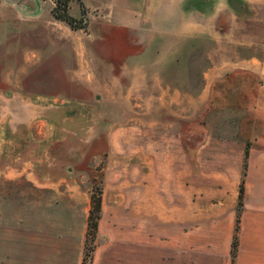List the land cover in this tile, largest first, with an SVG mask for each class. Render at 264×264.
I'll return each instance as SVG.
<instances>
[{
    "label": "crops",
    "instance_id": "obj_1",
    "mask_svg": "<svg viewBox=\"0 0 264 264\" xmlns=\"http://www.w3.org/2000/svg\"><path fill=\"white\" fill-rule=\"evenodd\" d=\"M81 1L86 8L88 26L91 7L85 0ZM233 1L116 0L117 7L107 12L113 20L126 24L136 32L137 38L143 39V52L151 49L152 26L158 24L161 39L165 40L161 47L164 57L157 66L138 65L133 69L144 72V143L140 149L135 145L128 147L126 181L121 180L122 171L114 172L117 204L110 212L104 206L108 182L107 177L104 178L101 214L89 264H135L136 217L141 211L144 236L149 245L154 238L160 245L174 247L177 260L179 255L183 258L185 250L199 252L208 248L219 264H231L230 250L241 180L243 198L234 264H264V95L255 97L253 101L257 105L250 112L246 99L240 97L239 102H244V106L223 107L222 112L233 120L225 123V127L236 135L233 138L215 137L218 132L211 121L201 123L200 120L202 109L206 106L212 109L217 101H221L217 94L224 95L225 103L235 99L222 94L221 89L229 84L242 89L250 85L249 76L262 77L263 81L258 80V84L263 91L264 58H243L224 64L211 62L203 67L179 61L187 53L184 44L188 40L202 34H215L218 12L233 10ZM235 1L264 14V0ZM92 9L94 14L103 15L97 8ZM80 15L81 11L78 16H73ZM193 72H197L196 75ZM157 103L159 125L152 121ZM164 114L168 116L166 120L162 118ZM201 133L207 135L203 140ZM3 158L0 156L1 168L8 165ZM116 166L120 167L119 164ZM4 179H12L15 183L30 179L33 207L32 224H29V216L13 204L15 200L23 202V191L20 193L15 188L2 196L0 264H82L91 188L87 186L80 190L78 185L66 181L65 224L62 229L60 226L51 228L56 233L68 235V252L65 257L52 255L49 260L45 249L39 257V242L45 240L48 243L50 239L40 236L35 207L40 203L41 192L54 198L60 192L59 188L45 184L35 176H4L0 172V182ZM3 199L9 201L5 204ZM22 227H26L27 234L19 232ZM20 238L28 242L26 252L18 248ZM8 242L15 245L16 257L13 246H6ZM56 253L61 255V251Z\"/></svg>",
    "mask_w": 264,
    "mask_h": 264
},
{
    "label": "rangeland",
    "instance_id": "obj_2",
    "mask_svg": "<svg viewBox=\"0 0 264 264\" xmlns=\"http://www.w3.org/2000/svg\"><path fill=\"white\" fill-rule=\"evenodd\" d=\"M232 3L233 10L218 12L214 35L202 34L184 44L187 53L178 58L180 62L203 67L211 62L264 58L263 12L239 1ZM85 4L91 8L89 24L82 29L56 19L51 13L53 0H0V156L8 164L0 167V172L4 176H35L59 188L54 198L41 192L35 207L40 236L50 239L47 244L39 242V257L45 249L49 260L52 255L65 257L68 252V235L51 228L62 229L65 224L67 180L80 190L92 185L103 188L106 176L104 206L110 212L117 204L114 172L122 171L121 180L126 181L128 147L140 149L144 143V72L133 69L157 66L164 57L161 47L165 40L158 24L152 26L151 49L143 52V39L107 14L117 7L116 0H85ZM92 8L103 15L94 14ZM69 12L80 14L78 0H70ZM258 80L263 81L262 77L249 76L250 85L245 88L230 84L222 88V94L235 99L225 103L224 95L217 94L221 101L212 109L206 106L201 110V123L209 119L217 138L235 137L225 127L227 120H233L222 109L244 106L240 97L246 99L248 112L253 110L255 97L264 95ZM156 106L152 121L159 125V103ZM212 111L215 113L210 114ZM167 117L164 114L162 118ZM206 137L200 134L201 140ZM30 185V179L17 183L4 179L0 200L15 188L23 191V202L15 200L13 204L23 209L32 224ZM8 201L3 199L5 204ZM143 225L141 211L136 217L135 264H219L208 248L185 250L183 258L179 255L177 260L174 247L160 245L154 238L149 245ZM24 228L21 234H27ZM17 243L26 252L27 240L20 238ZM6 246H13L16 257L15 245L8 242Z\"/></svg>",
    "mask_w": 264,
    "mask_h": 264
},
{
    "label": "trees",
    "instance_id": "obj_3",
    "mask_svg": "<svg viewBox=\"0 0 264 264\" xmlns=\"http://www.w3.org/2000/svg\"><path fill=\"white\" fill-rule=\"evenodd\" d=\"M80 3L81 15L79 17L73 16L68 11L69 0H53V6L51 8V13L56 19H61L66 21L72 28H82L87 27V15L86 8L83 6L82 1L78 0ZM249 142L246 144L245 149V158L243 163V173H245L246 168V157L248 154ZM102 182V181H101ZM102 186L92 185L90 191V207L87 217V230H86V239H85V250L82 258V264L87 261H90L92 258V253L95 247V238L98 226V220L101 214L102 206ZM242 198H243V181L239 183V192H238V202L235 215V225L234 232L231 242V264H234V258L237 251L238 244V230H239V219H240V210L242 207Z\"/></svg>",
    "mask_w": 264,
    "mask_h": 264
}]
</instances>
